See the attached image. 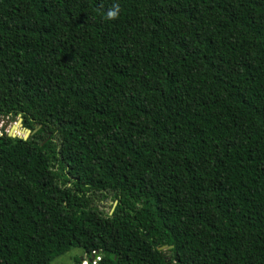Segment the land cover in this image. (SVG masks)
Instances as JSON below:
<instances>
[{
  "label": "trees",
  "instance_id": "obj_1",
  "mask_svg": "<svg viewBox=\"0 0 264 264\" xmlns=\"http://www.w3.org/2000/svg\"><path fill=\"white\" fill-rule=\"evenodd\" d=\"M0 117V264H264V0H0Z\"/></svg>",
  "mask_w": 264,
  "mask_h": 264
},
{
  "label": "rangeland",
  "instance_id": "obj_2",
  "mask_svg": "<svg viewBox=\"0 0 264 264\" xmlns=\"http://www.w3.org/2000/svg\"><path fill=\"white\" fill-rule=\"evenodd\" d=\"M17 119H11V118H2L0 117V136L4 133L7 134V132L10 130V128L13 125H16ZM16 135L19 137L23 136L22 131H15ZM99 206V209L104 212H111L112 209H110V203L102 201L101 203L97 204ZM79 258L80 260H83L87 263L88 258L84 254V252L81 249L78 248H72L64 255H61L57 258H55L50 264H75L74 259ZM85 260V261H84Z\"/></svg>",
  "mask_w": 264,
  "mask_h": 264
},
{
  "label": "water",
  "instance_id": "obj_3",
  "mask_svg": "<svg viewBox=\"0 0 264 264\" xmlns=\"http://www.w3.org/2000/svg\"><path fill=\"white\" fill-rule=\"evenodd\" d=\"M17 130H21L23 132V136L22 137H19V136L16 135L15 131H17ZM35 131L36 130H34L33 132H35ZM30 134H31L30 130L22 127L21 118L17 119L16 125H13L10 128V130L7 132V136L9 138H21L23 140H26ZM159 249H165V247H162V248H159Z\"/></svg>",
  "mask_w": 264,
  "mask_h": 264
},
{
  "label": "built area",
  "instance_id": "obj_4",
  "mask_svg": "<svg viewBox=\"0 0 264 264\" xmlns=\"http://www.w3.org/2000/svg\"><path fill=\"white\" fill-rule=\"evenodd\" d=\"M95 261H97V260H99V257L98 256H96L95 258ZM95 261L93 262V264L95 263ZM85 262H83L82 264H84ZM87 264V263H86Z\"/></svg>",
  "mask_w": 264,
  "mask_h": 264
}]
</instances>
